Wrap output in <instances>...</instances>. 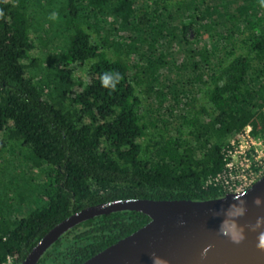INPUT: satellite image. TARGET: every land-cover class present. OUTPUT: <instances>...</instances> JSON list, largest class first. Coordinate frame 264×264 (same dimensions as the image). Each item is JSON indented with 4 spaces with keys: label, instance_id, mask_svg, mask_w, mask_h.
Here are the masks:
<instances>
[{
    "label": "trees",
    "instance_id": "obj_1",
    "mask_svg": "<svg viewBox=\"0 0 264 264\" xmlns=\"http://www.w3.org/2000/svg\"><path fill=\"white\" fill-rule=\"evenodd\" d=\"M212 1L0 0V264L90 207L229 194L211 181L231 141L264 134V0ZM150 221L89 220L39 264Z\"/></svg>",
    "mask_w": 264,
    "mask_h": 264
},
{
    "label": "water",
    "instance_id": "obj_2",
    "mask_svg": "<svg viewBox=\"0 0 264 264\" xmlns=\"http://www.w3.org/2000/svg\"><path fill=\"white\" fill-rule=\"evenodd\" d=\"M122 212L151 221L84 264H264V176L243 193L212 201L128 200L87 208L49 232L22 264H39L77 226Z\"/></svg>",
    "mask_w": 264,
    "mask_h": 264
},
{
    "label": "built area",
    "instance_id": "obj_3",
    "mask_svg": "<svg viewBox=\"0 0 264 264\" xmlns=\"http://www.w3.org/2000/svg\"><path fill=\"white\" fill-rule=\"evenodd\" d=\"M226 157V170L211 183L229 194L249 190L264 176V134L255 137L253 128L247 127L239 139L231 141ZM4 264L15 263L9 260Z\"/></svg>",
    "mask_w": 264,
    "mask_h": 264
},
{
    "label": "rangeland",
    "instance_id": "obj_4",
    "mask_svg": "<svg viewBox=\"0 0 264 264\" xmlns=\"http://www.w3.org/2000/svg\"><path fill=\"white\" fill-rule=\"evenodd\" d=\"M213 1L211 0V2L210 3H212ZM56 44H59L58 42L56 43ZM179 44V43H178ZM178 46V45H177ZM202 46V45H201ZM201 46H199V47H201ZM180 81H182V80H180ZM181 85V84H180ZM180 87V86H179ZM181 88H182V86H181Z\"/></svg>",
    "mask_w": 264,
    "mask_h": 264
}]
</instances>
